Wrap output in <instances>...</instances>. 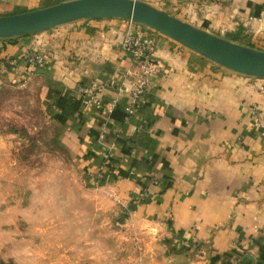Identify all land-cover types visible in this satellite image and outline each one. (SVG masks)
Returning a JSON list of instances; mask_svg holds the SVG:
<instances>
[{
    "label": "crops",
    "instance_id": "0c3cea01",
    "mask_svg": "<svg viewBox=\"0 0 264 264\" xmlns=\"http://www.w3.org/2000/svg\"><path fill=\"white\" fill-rule=\"evenodd\" d=\"M20 1L0 0V12ZM141 1L178 19L237 14L245 23L235 43L264 52V0ZM128 29L126 20H78L0 39V84L36 82L86 189L106 195L100 211H127L117 233L136 237L150 257L185 252L189 242L204 264H264V132L251 120L253 105L264 120V79L138 27L157 42V71L127 117L137 73L121 46ZM35 53L42 64L30 61ZM93 86L100 108L84 104L82 89Z\"/></svg>",
    "mask_w": 264,
    "mask_h": 264
},
{
    "label": "rangeland",
    "instance_id": "374dc122",
    "mask_svg": "<svg viewBox=\"0 0 264 264\" xmlns=\"http://www.w3.org/2000/svg\"><path fill=\"white\" fill-rule=\"evenodd\" d=\"M57 1L21 0L0 16ZM180 20L233 42L245 23L237 14ZM60 141L35 81L0 84V264H204L194 243H185V252L157 250L152 258L136 237L118 235L127 211L114 218L100 211L106 195L86 189L81 163L70 160Z\"/></svg>",
    "mask_w": 264,
    "mask_h": 264
},
{
    "label": "water",
    "instance_id": "95a60500",
    "mask_svg": "<svg viewBox=\"0 0 264 264\" xmlns=\"http://www.w3.org/2000/svg\"><path fill=\"white\" fill-rule=\"evenodd\" d=\"M103 19L131 21L171 39L219 67L264 79L263 51L201 30L141 0H69L0 16V39L33 35L78 20Z\"/></svg>",
    "mask_w": 264,
    "mask_h": 264
},
{
    "label": "built area",
    "instance_id": "2783aa9c",
    "mask_svg": "<svg viewBox=\"0 0 264 264\" xmlns=\"http://www.w3.org/2000/svg\"><path fill=\"white\" fill-rule=\"evenodd\" d=\"M128 25L130 29L124 34L121 46L123 51L137 64L136 80L128 89V103L125 108L126 116L131 117L134 115L140 100L147 93L152 77L156 74L157 69L154 64V55L157 45L152 39H147L142 36V33L138 30V25L131 21H128ZM30 61L33 64L40 65L43 63L44 57L35 53L30 58ZM100 91L101 88L97 86L82 89V93L85 96L84 104L90 107L100 108L101 103L98 96ZM260 93L264 95V87L261 88ZM260 115L258 105H253L251 111L253 125L264 132V120L261 119ZM106 157L104 155V158Z\"/></svg>",
    "mask_w": 264,
    "mask_h": 264
},
{
    "label": "trees",
    "instance_id": "16d2710c",
    "mask_svg": "<svg viewBox=\"0 0 264 264\" xmlns=\"http://www.w3.org/2000/svg\"><path fill=\"white\" fill-rule=\"evenodd\" d=\"M61 1H63V0H58L57 2H55V4H57V3L61 2ZM28 36H29V35H28ZM22 37H25V36H22ZM17 39H18V38L4 39V40H6V41H8V42H10V43H14Z\"/></svg>",
    "mask_w": 264,
    "mask_h": 264
}]
</instances>
